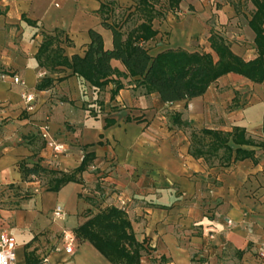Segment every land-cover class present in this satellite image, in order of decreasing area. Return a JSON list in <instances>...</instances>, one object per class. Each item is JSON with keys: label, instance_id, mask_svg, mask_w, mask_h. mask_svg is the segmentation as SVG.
Returning a JSON list of instances; mask_svg holds the SVG:
<instances>
[{"label": "crops", "instance_id": "0c3cea01", "mask_svg": "<svg viewBox=\"0 0 264 264\" xmlns=\"http://www.w3.org/2000/svg\"><path fill=\"white\" fill-rule=\"evenodd\" d=\"M135 5L134 0H0V229L16 244L14 264H112L76 236L89 212L109 207L126 214L142 245L139 264H261L264 80L253 83L229 73L199 97L163 103L136 87V78L119 61H111V79L123 88L113 99L114 83L98 90L65 66L39 65L46 36L57 35L51 50L57 47L68 62L84 56L91 30L101 36L104 50H111L104 21L126 34L141 22ZM101 6L108 11L100 13ZM254 11L250 0H181L175 12L162 10L163 17L152 23L157 35L140 45L152 57L181 49L211 53L216 60L207 42L214 34L249 62L257 57L248 26ZM15 76L20 84L13 83ZM42 81L51 84L38 90ZM24 94L31 96L29 105ZM175 115L181 125L174 124ZM202 130L243 131L252 144L229 141L230 162L223 150L195 158L190 151L200 147ZM43 132L64 152L55 154ZM236 149L250 157L233 161ZM88 153L94 158L81 182L57 192L41 183L35 193L36 184L25 182L20 170L22 164H39L69 173ZM56 206L63 208V220L52 218ZM64 231L76 241L70 254L64 252Z\"/></svg>", "mask_w": 264, "mask_h": 264}, {"label": "trees", "instance_id": "16d2710c", "mask_svg": "<svg viewBox=\"0 0 264 264\" xmlns=\"http://www.w3.org/2000/svg\"><path fill=\"white\" fill-rule=\"evenodd\" d=\"M180 1L166 0L167 9L175 12ZM250 1L255 11L248 26L254 33L253 44L257 57L249 62H244L233 54L230 46L214 34L210 35L207 42L216 60L211 53H190L181 49H168L153 57L150 56L140 43L155 38L157 31L153 29L152 23L162 18L163 13L155 7L159 0H136L133 14L141 22L126 34L118 25H108L105 21L103 23L104 28L112 34L111 50H104L101 36L91 30L90 44L84 56H73L68 62L57 47L51 50V47L59 42L57 35L46 36L37 54L39 65L45 66L49 63L53 67L65 66L72 70L73 75L98 90L104 89L109 83H114L111 99L123 88L122 84L111 79L115 74L111 68V61L121 62L128 76L136 78V87L142 88L145 94H157L163 103L199 97L211 83L229 73L242 76L253 83H261L264 80V0ZM104 10L108 11L107 7L101 6L100 13ZM50 84V81H42L37 89L43 90ZM173 121L176 125L182 124L179 115H175ZM199 134L201 140L197 143L200 147L190 151L195 158L213 156L219 150H223L225 161L230 162L232 150L228 146L229 141L234 144H252L251 141L244 140L243 131L224 134L202 130ZM195 137V133H192V139ZM234 154L233 161L250 157V153L239 149H236ZM93 158L92 153L85 154L78 168L69 173L51 170L39 164L30 167L22 164L20 170L25 182L33 184L34 179H37L39 184H46L50 191L57 192L68 183L79 184L81 174L87 170ZM47 177L48 180L45 181L43 178ZM28 193L26 192L25 196ZM89 216L91 217L76 230L77 237L88 241L112 264H139L142 245L135 240L127 216L121 209L109 207L99 210L94 215L89 212Z\"/></svg>", "mask_w": 264, "mask_h": 264}, {"label": "built area", "instance_id": "2783aa9c", "mask_svg": "<svg viewBox=\"0 0 264 264\" xmlns=\"http://www.w3.org/2000/svg\"><path fill=\"white\" fill-rule=\"evenodd\" d=\"M12 81L14 84H20L21 81L18 77H13ZM21 98L25 101L26 105H29L31 102V96L22 95ZM28 110H31L30 106L27 107ZM42 137L47 140V144L52 148L55 154H61L64 152V146L60 143H56L54 140L48 138L47 134L43 132ZM36 187L34 192L36 193L39 189V181L34 179ZM52 218L54 220H63L64 211L61 206H56L52 211ZM231 222L227 221V225L231 226ZM62 243L64 245V252L70 254L75 246V238L68 232H62ZM258 259L261 264H264V243L259 246ZM16 260V244L13 238L7 233L5 229H0V264H14Z\"/></svg>", "mask_w": 264, "mask_h": 264}, {"label": "rangeland", "instance_id": "374dc122", "mask_svg": "<svg viewBox=\"0 0 264 264\" xmlns=\"http://www.w3.org/2000/svg\"><path fill=\"white\" fill-rule=\"evenodd\" d=\"M136 1V0H135ZM155 7L157 8V9H160L161 11L163 10V9H165L167 6H166V1L165 0H159V3L158 4H156L155 5ZM123 12L122 11H119V13H116V15H118L119 14V16H121V14H122ZM46 181V180H45ZM98 202H96V204H97ZM93 206H95V204H93Z\"/></svg>", "mask_w": 264, "mask_h": 264}]
</instances>
